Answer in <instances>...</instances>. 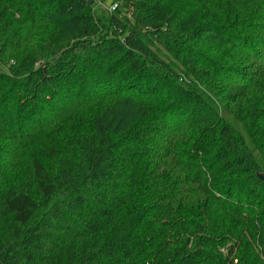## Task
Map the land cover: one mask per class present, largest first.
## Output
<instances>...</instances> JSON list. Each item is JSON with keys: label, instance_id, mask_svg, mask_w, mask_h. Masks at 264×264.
<instances>
[{"label": "trees", "instance_id": "obj_1", "mask_svg": "<svg viewBox=\"0 0 264 264\" xmlns=\"http://www.w3.org/2000/svg\"><path fill=\"white\" fill-rule=\"evenodd\" d=\"M117 1L0 0V264H264V0Z\"/></svg>", "mask_w": 264, "mask_h": 264}, {"label": "rangeland", "instance_id": "obj_2", "mask_svg": "<svg viewBox=\"0 0 264 264\" xmlns=\"http://www.w3.org/2000/svg\"><path fill=\"white\" fill-rule=\"evenodd\" d=\"M101 4H98V0H94L95 10L98 17H103L109 15L110 7L112 5H119L117 0H100Z\"/></svg>", "mask_w": 264, "mask_h": 264}, {"label": "built area", "instance_id": "obj_3", "mask_svg": "<svg viewBox=\"0 0 264 264\" xmlns=\"http://www.w3.org/2000/svg\"><path fill=\"white\" fill-rule=\"evenodd\" d=\"M98 4H99V5L101 4L100 0H98ZM117 6H118V5H112V6L110 7V12H114V11L117 9Z\"/></svg>", "mask_w": 264, "mask_h": 264}, {"label": "water", "instance_id": "obj_4", "mask_svg": "<svg viewBox=\"0 0 264 264\" xmlns=\"http://www.w3.org/2000/svg\"><path fill=\"white\" fill-rule=\"evenodd\" d=\"M262 180H264V174L262 176H260Z\"/></svg>", "mask_w": 264, "mask_h": 264}]
</instances>
